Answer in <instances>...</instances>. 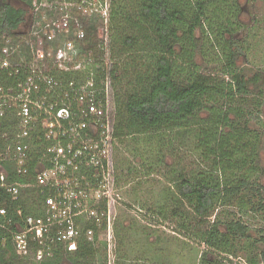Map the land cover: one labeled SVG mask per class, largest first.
<instances>
[{"label": "trees", "instance_id": "obj_1", "mask_svg": "<svg viewBox=\"0 0 264 264\" xmlns=\"http://www.w3.org/2000/svg\"><path fill=\"white\" fill-rule=\"evenodd\" d=\"M11 1L14 0H0V52L20 44L25 55L27 31L23 33L22 29L28 23L34 0H20L16 6ZM126 11L131 12L130 17ZM240 14L238 0H110V24L115 26V37L120 43L110 50L113 61L109 58L113 137L122 144L126 137L153 134L151 140L158 138L160 145L166 137L172 152V143L179 140V134L192 136L193 151L207 167H197L193 173H185L186 168L171 169L166 179L172 184L164 188L161 199L173 195L169 218L177 223L179 233L204 246L199 264H240L233 261L236 259L246 264H264V254H254L248 247L249 228L240 218L219 220L225 209L231 218L235 216L228 213L230 208L244 210L250 206L253 210V197L258 198L256 210L264 211V189L258 185L257 176L261 135L249 124L260 103L251 100L255 111H247L244 106L251 97V82L237 64L241 50L235 34L242 30ZM124 25L136 33L119 35ZM104 29L100 18L84 21V38L78 42L82 55L103 61ZM196 51L214 67L203 71L196 61ZM129 53L135 58L118 62L116 57ZM14 57L18 56L11 58L15 60ZM53 74L75 83L87 79L77 71ZM7 75L0 73V86L15 83V78ZM103 77L104 72L95 71L92 81L97 84ZM121 89L128 90L120 95L116 91ZM13 125L14 121H0V150L7 145L3 135H8ZM163 160L160 153L159 163ZM9 177L14 180L13 173ZM2 198L0 192V201ZM43 198L37 190H23L20 202L11 205L10 210L19 207L23 218L39 217ZM157 212L158 219H167L162 209ZM105 229L106 222L100 227L83 223L75 252L66 253L59 248L52 258L39 264H49L51 260L55 261L52 264H59L60 260L68 264H108L107 241L101 237ZM89 230L91 237L86 236ZM259 234L264 243L263 234ZM116 235L120 239L112 253V264H163L155 255L150 259L136 258L132 263L121 248L129 244L118 230ZM241 241L245 243L238 246ZM11 248L9 240L5 248L0 246V264H38L17 258ZM214 253L219 258L209 259Z\"/></svg>", "mask_w": 264, "mask_h": 264}, {"label": "built area", "instance_id": "obj_2", "mask_svg": "<svg viewBox=\"0 0 264 264\" xmlns=\"http://www.w3.org/2000/svg\"><path fill=\"white\" fill-rule=\"evenodd\" d=\"M109 12L107 0H34L23 42L26 54L20 44L0 52V73L16 80L0 86V121H14L0 150V246L9 240L19 259L39 264L59 248L73 253L80 225L107 226L105 203L114 188L111 61L85 57L78 42L86 19L100 18L104 24ZM98 70L104 77L95 84ZM68 71L87 79L75 83L53 74ZM26 189L44 197L41 216L23 218L19 207L10 210Z\"/></svg>", "mask_w": 264, "mask_h": 264}, {"label": "rangeland", "instance_id": "obj_3", "mask_svg": "<svg viewBox=\"0 0 264 264\" xmlns=\"http://www.w3.org/2000/svg\"><path fill=\"white\" fill-rule=\"evenodd\" d=\"M107 1L110 3V0ZM11 2L15 6L19 4L17 1ZM238 3L241 7L239 23L242 30L235 34L237 44L241 50L237 64L246 80L251 82L249 86L251 97L248 104L244 105L246 110L255 111L251 100L260 103V108L257 112H254V120L249 124L252 130L259 132L261 135L258 164L260 173L257 176H259L258 185H261L264 189V0H238ZM125 13L126 16H131V12L126 11ZM109 18L108 13V19L104 22V41L101 49L105 50V58H111L110 50L120 46L118 37H115V26L110 24ZM116 22L119 23L122 20L117 19ZM27 30L28 23L24 26L22 32L24 33ZM132 31L134 34L136 33V31ZM132 31L128 25H124V29L123 31L120 30L119 35L131 36ZM196 38L200 40L198 32ZM100 54L96 53V56ZM116 58H118V62L125 59L124 62L126 63L131 61L130 59H134L135 55L129 53ZM111 60L113 61L112 58ZM196 61L205 72L214 67L208 63L206 58L201 57L198 51H196ZM143 72H145L144 68ZM125 90L121 89L116 92L121 95ZM203 116L205 117L206 114H203ZM11 121L12 119H9L8 123ZM154 136L156 137V135ZM152 137L153 134L133 135L124 138L122 144L115 142L112 153L114 188L110 189L112 195L109 204L105 203L106 212L103 214L107 220V226L101 235L102 239L107 241V254L112 259L110 262L113 263L115 257L113 259L112 253L117 248L120 239L116 235L118 230L121 238L124 236L125 243L129 244V246L125 244L126 246L121 247L122 252L128 256V260L132 263L134 262L132 260H136V258L150 259L151 256L155 255L157 260L163 264L164 262L168 264H199L200 257L205 250L204 246L187 239L177 231V223L169 218L168 210L173 208L171 205L173 195L169 199L162 200L161 194L164 188H169L172 184L166 179L171 169L182 170L186 168L185 173H193L197 167H207V163L199 159L193 151L192 136L188 133L179 134V140L172 143L173 153L169 151L170 147L166 137L162 138L165 140L162 145H160L158 138L151 140ZM160 153H163L164 158L162 164L158 161ZM198 161H200L199 164ZM262 197L264 198V190ZM257 201L258 198L253 197V203H255L253 210L250 206H247L244 210L238 207L228 209V213L235 216L232 218L225 209L226 211L221 214L219 220L227 222L240 218L242 223H245L249 228L250 241L247 242L248 247L254 254L259 255L264 254V243L260 241L261 234H259L261 232L264 236V211L258 212L256 210ZM161 209L167 216L165 220L158 219L157 211ZM185 209L189 212V209L186 207ZM190 216L192 217V215ZM102 217L103 215L99 216V218ZM202 229L204 228L202 227ZM244 243V241H241L238 246ZM243 246H247V244ZM62 250L64 249L62 248ZM209 257V259L219 258L215 253ZM241 257L245 259L244 255H241ZM233 261L246 264L239 259ZM51 262L55 261L51 260L48 263L52 264ZM59 264L68 263L60 260Z\"/></svg>", "mask_w": 264, "mask_h": 264}, {"label": "crops", "instance_id": "obj_4", "mask_svg": "<svg viewBox=\"0 0 264 264\" xmlns=\"http://www.w3.org/2000/svg\"><path fill=\"white\" fill-rule=\"evenodd\" d=\"M15 1V0H14ZM18 2V1H17Z\"/></svg>", "mask_w": 264, "mask_h": 264}]
</instances>
